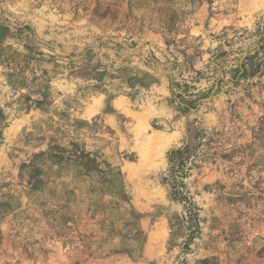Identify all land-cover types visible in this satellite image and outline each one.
<instances>
[{
	"label": "rangeland",
	"instance_id": "rangeland-1",
	"mask_svg": "<svg viewBox=\"0 0 264 264\" xmlns=\"http://www.w3.org/2000/svg\"><path fill=\"white\" fill-rule=\"evenodd\" d=\"M0 264H264V0H0Z\"/></svg>",
	"mask_w": 264,
	"mask_h": 264
}]
</instances>
